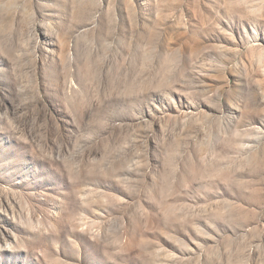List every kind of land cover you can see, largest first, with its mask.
<instances>
[{"label":"rangeland","instance_id":"rangeland-1","mask_svg":"<svg viewBox=\"0 0 264 264\" xmlns=\"http://www.w3.org/2000/svg\"><path fill=\"white\" fill-rule=\"evenodd\" d=\"M0 264H264V0H0Z\"/></svg>","mask_w":264,"mask_h":264}]
</instances>
